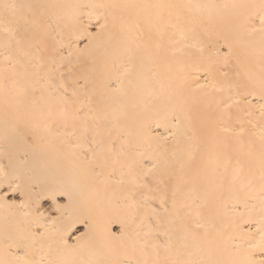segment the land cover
<instances>
[{"label":"bare ground","instance_id":"obj_1","mask_svg":"<svg viewBox=\"0 0 264 264\" xmlns=\"http://www.w3.org/2000/svg\"><path fill=\"white\" fill-rule=\"evenodd\" d=\"M0 264H264V0H0Z\"/></svg>","mask_w":264,"mask_h":264},{"label":"rangeland","instance_id":"obj_2","mask_svg":"<svg viewBox=\"0 0 264 264\" xmlns=\"http://www.w3.org/2000/svg\"><path fill=\"white\" fill-rule=\"evenodd\" d=\"M221 1H223L225 3H229V2H232V1H235V0H221Z\"/></svg>","mask_w":264,"mask_h":264}]
</instances>
